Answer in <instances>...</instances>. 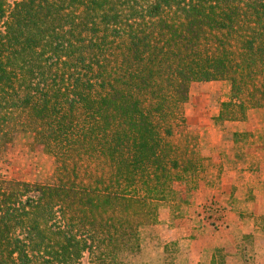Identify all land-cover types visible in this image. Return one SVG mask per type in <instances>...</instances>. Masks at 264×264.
Masks as SVG:
<instances>
[{
    "label": "trees",
    "instance_id": "16d2710c",
    "mask_svg": "<svg viewBox=\"0 0 264 264\" xmlns=\"http://www.w3.org/2000/svg\"><path fill=\"white\" fill-rule=\"evenodd\" d=\"M222 81L218 125L264 109V0H0V165L54 159L41 181L0 174V264H127L198 186L211 141L186 105Z\"/></svg>",
    "mask_w": 264,
    "mask_h": 264
},
{
    "label": "crops",
    "instance_id": "0c3cea01",
    "mask_svg": "<svg viewBox=\"0 0 264 264\" xmlns=\"http://www.w3.org/2000/svg\"><path fill=\"white\" fill-rule=\"evenodd\" d=\"M218 114L216 111V117ZM197 126L202 129L206 125ZM222 127L229 128L232 136L221 133L211 138L216 153L214 164L206 173L208 184L196 191L195 201L192 198L193 203L218 201L222 214L218 223L222 229L204 234L195 230L199 224L197 213L176 216L179 212L173 215L171 208L169 214L161 213L158 223L165 226L167 234L160 226L159 241L164 245L175 242L177 249L175 261L166 263L167 248H158L163 264H264V109L250 110L246 121L228 122ZM206 129L211 135L213 121ZM236 134L243 136L241 143H236ZM237 155L246 159L236 161ZM228 159L231 161L227 164ZM170 203L173 209L184 205L183 200ZM200 209L201 206L199 212Z\"/></svg>",
    "mask_w": 264,
    "mask_h": 264
},
{
    "label": "rangeland",
    "instance_id": "374dc122",
    "mask_svg": "<svg viewBox=\"0 0 264 264\" xmlns=\"http://www.w3.org/2000/svg\"><path fill=\"white\" fill-rule=\"evenodd\" d=\"M230 83L226 81L222 82H210V83H195L192 85L190 98L186 105V117L190 128L204 130L209 133L206 129L208 123L213 121V129L210 135V141H212V137L216 134L227 133L229 136H232V131L229 128H223L222 125H218L215 122L216 119V111L220 112V106L223 99H226V96L230 92L228 88L230 87ZM203 124L206 125L204 128L199 129L197 125ZM220 127V128H219ZM216 129V130H215ZM19 142L29 141L28 137H22L18 139ZM231 138H229V142ZM231 143V142H230ZM228 148V146L226 147ZM216 148L210 145L208 148L204 149V153L207 157V160L204 164V170L200 178V182L198 186L192 185L191 183H183L176 186L174 194L170 198L169 202L163 203L160 208V214H169L170 212L174 215V213L179 212L176 216H195L197 213V218L199 224L195 227V230L201 231L204 234L211 233L212 231H220L222 226L218 223L222 214L220 213L221 207L218 201L211 199L205 200L204 203H193L196 200L197 195L196 191L200 189V186L204 188L207 185L208 181L206 179V173L208 169L214 164ZM6 164L0 165V174L6 175L13 179H19L23 181L37 182L41 181L45 178V176L52 172L54 159L52 157L44 154L41 149H35L34 152L30 153L26 152H10L7 155ZM236 161L245 160V157L237 155L235 157ZM227 164L231 161V159L227 160ZM199 194V192H197ZM192 198H195L192 201ZM184 201L183 206H177L174 209L173 206H170V202H179ZM201 206L200 212L198 208ZM182 207V209H180ZM182 210V211H181ZM165 211V213H164ZM182 214V215H181ZM166 219L168 217H165ZM178 223H180L178 221ZM159 223L153 226H147L140 229V237L142 240L141 250L132 255L128 259L127 264H153L155 261L163 264L164 261L166 263H172L175 261L177 257V249L175 242H171L170 244L164 245L159 241L160 237H158L157 233L159 227L161 226ZM158 228H157V227ZM162 230L166 231L165 226H161ZM163 231V232H165ZM167 234V231L165 232ZM250 244V241H248ZM161 246H165L166 257L165 260L162 261V258H159L158 248ZM151 251V252H150ZM222 255V254H220ZM248 256V252L246 253ZM222 258V256H220ZM80 264H88V255L86 254Z\"/></svg>",
    "mask_w": 264,
    "mask_h": 264
}]
</instances>
